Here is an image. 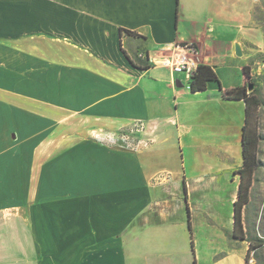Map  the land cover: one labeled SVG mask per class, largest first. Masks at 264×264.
<instances>
[{"label":"crops","instance_id":"obj_1","mask_svg":"<svg viewBox=\"0 0 264 264\" xmlns=\"http://www.w3.org/2000/svg\"><path fill=\"white\" fill-rule=\"evenodd\" d=\"M239 1L0 0V264H248L242 130L196 144L222 171H188L183 148L187 112L235 108L242 128L245 101L137 59L194 42L222 89L241 86L226 58L241 72L262 29ZM139 122L133 148L94 136Z\"/></svg>","mask_w":264,"mask_h":264},{"label":"rangeland","instance_id":"obj_2","mask_svg":"<svg viewBox=\"0 0 264 264\" xmlns=\"http://www.w3.org/2000/svg\"><path fill=\"white\" fill-rule=\"evenodd\" d=\"M254 3L255 25L256 27H261L262 32H259L258 30L255 31L254 39L260 43V46H258L257 43L250 46L252 55L248 65L251 67V72L257 84L256 93L262 100V105L257 112V118L254 122L260 136L258 147V159L260 164L254 175L250 202L244 209V226L246 227L248 238L253 240L256 244H262V246L252 251L249 259L250 261L252 259V261H249V263L264 264V0H240L238 3V9L240 12L246 11L251 8V6L253 7ZM230 32V30H224L223 35H228L229 37L228 33ZM232 32L231 35L235 33V31ZM261 36L262 40H260ZM219 51L220 55L223 53H229V49L226 45H221ZM202 57L203 55L201 54L200 58L202 59ZM226 60H229L231 68H235L234 70L232 69V77H238L239 73L242 75V71L239 72L237 70L238 61H230V57L226 58ZM186 115L187 121H191L190 123L194 128V132L190 135H186L184 138L183 148L188 171L209 169L210 166H213L214 170L221 169L222 171L223 169H226L229 165V161L223 159L218 161L205 160L204 157L207 156L210 158V154L204 152V147L202 145L196 144L202 141H204L203 143L212 144L219 142L221 140V135L226 138L235 139V128L237 127L239 134L242 130L240 125L236 124L234 120L235 116L238 115L235 108H200L198 111L193 108L192 111L187 112ZM127 128L128 127L96 131L94 136L109 140L113 144H120L133 148L135 147L136 134H129V139L122 137V132L127 130ZM215 135H218L216 139L214 137ZM208 147L210 148V146ZM177 152V149H173L174 155L177 154ZM219 211H222V209ZM222 213L224 212L222 211Z\"/></svg>","mask_w":264,"mask_h":264},{"label":"trees","instance_id":"obj_3","mask_svg":"<svg viewBox=\"0 0 264 264\" xmlns=\"http://www.w3.org/2000/svg\"><path fill=\"white\" fill-rule=\"evenodd\" d=\"M120 32L139 36L138 33L124 28ZM243 84L232 89H222L220 79L212 66L201 63L197 71L191 77L188 85L192 92L203 91L208 89L209 85H217L221 90L223 98L226 99H243L245 101V122L242 127V159L243 164L235 173L240 175V183L238 189V197L234 202V233L233 237L247 240L249 249L247 254V262L249 263L250 255L256 248L262 244H256L248 238L247 231L244 227V209L251 199V187L254 181V175L259 167L258 147L260 136L254 125L257 118V112L262 105V100L256 93L257 84L251 72V67L245 65L242 67ZM249 84L254 87L250 90ZM190 224V223H189ZM191 228V225H190Z\"/></svg>","mask_w":264,"mask_h":264},{"label":"built area","instance_id":"obj_4","mask_svg":"<svg viewBox=\"0 0 264 264\" xmlns=\"http://www.w3.org/2000/svg\"><path fill=\"white\" fill-rule=\"evenodd\" d=\"M162 51L159 56H150L148 52L140 51L137 59L147 64L168 67L173 73L183 74L188 82L202 63L198 45L194 42H176L170 47L162 48ZM141 128L142 122L136 123L128 127L125 130L127 132H122V137L129 139V134H136Z\"/></svg>","mask_w":264,"mask_h":264},{"label":"water","instance_id":"obj_5","mask_svg":"<svg viewBox=\"0 0 264 264\" xmlns=\"http://www.w3.org/2000/svg\"><path fill=\"white\" fill-rule=\"evenodd\" d=\"M236 53H237L238 55H242V50H241V47H240L239 45H238L237 48H236ZM248 86H249L248 88H249L250 90H252L253 87H254L253 84H249Z\"/></svg>","mask_w":264,"mask_h":264}]
</instances>
